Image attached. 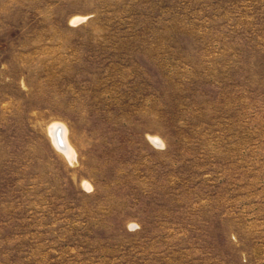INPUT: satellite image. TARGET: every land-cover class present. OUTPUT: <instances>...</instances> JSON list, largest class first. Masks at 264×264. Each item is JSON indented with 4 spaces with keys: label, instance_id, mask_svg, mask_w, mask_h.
I'll list each match as a JSON object with an SVG mask.
<instances>
[{
    "label": "rangeland",
    "instance_id": "rangeland-1",
    "mask_svg": "<svg viewBox=\"0 0 264 264\" xmlns=\"http://www.w3.org/2000/svg\"><path fill=\"white\" fill-rule=\"evenodd\" d=\"M0 264H264V0H0Z\"/></svg>",
    "mask_w": 264,
    "mask_h": 264
},
{
    "label": "bare ground",
    "instance_id": "bare-ground-1",
    "mask_svg": "<svg viewBox=\"0 0 264 264\" xmlns=\"http://www.w3.org/2000/svg\"><path fill=\"white\" fill-rule=\"evenodd\" d=\"M50 136L53 140L54 145L58 150H60L63 155L68 158L72 157V150L71 147L68 145L66 138H65V129L63 126L60 124H53L50 129ZM58 141L61 143L60 145L58 144ZM155 145L158 143V140H151ZM74 155V154H73ZM72 159V158H70Z\"/></svg>",
    "mask_w": 264,
    "mask_h": 264
},
{
    "label": "water",
    "instance_id": "water-1",
    "mask_svg": "<svg viewBox=\"0 0 264 264\" xmlns=\"http://www.w3.org/2000/svg\"><path fill=\"white\" fill-rule=\"evenodd\" d=\"M58 144L60 145L61 143L58 141Z\"/></svg>",
    "mask_w": 264,
    "mask_h": 264
}]
</instances>
